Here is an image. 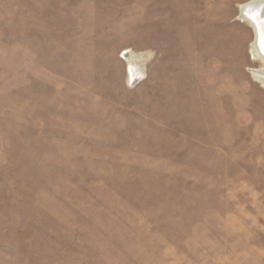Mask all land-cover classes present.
<instances>
[{
    "label": "rangeland",
    "instance_id": "1",
    "mask_svg": "<svg viewBox=\"0 0 264 264\" xmlns=\"http://www.w3.org/2000/svg\"><path fill=\"white\" fill-rule=\"evenodd\" d=\"M249 1L0 0V264H264Z\"/></svg>",
    "mask_w": 264,
    "mask_h": 264
},
{
    "label": "bare ground",
    "instance_id": "2",
    "mask_svg": "<svg viewBox=\"0 0 264 264\" xmlns=\"http://www.w3.org/2000/svg\"><path fill=\"white\" fill-rule=\"evenodd\" d=\"M264 0H251L241 8V17L254 30L255 40L252 44L253 56L264 62ZM261 3V4H259ZM254 78L264 86V67L250 69Z\"/></svg>",
    "mask_w": 264,
    "mask_h": 264
},
{
    "label": "water",
    "instance_id": "3",
    "mask_svg": "<svg viewBox=\"0 0 264 264\" xmlns=\"http://www.w3.org/2000/svg\"><path fill=\"white\" fill-rule=\"evenodd\" d=\"M262 3H264V2H262ZM259 4H261V3H259Z\"/></svg>",
    "mask_w": 264,
    "mask_h": 264
}]
</instances>
